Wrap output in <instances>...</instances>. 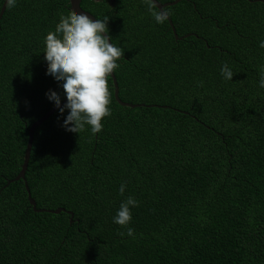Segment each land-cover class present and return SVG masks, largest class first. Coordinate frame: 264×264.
<instances>
[{"label": "trees", "instance_id": "trees-1", "mask_svg": "<svg viewBox=\"0 0 264 264\" xmlns=\"http://www.w3.org/2000/svg\"><path fill=\"white\" fill-rule=\"evenodd\" d=\"M160 3L175 0H157ZM253 1V2H251ZM3 0H0V11ZM122 49L100 133L65 131L44 37L69 0H16L0 20V264H264V0H83ZM158 10V9H156ZM186 35H188L186 37ZM222 64L233 72L225 81ZM150 106V107H147ZM125 184L123 195L118 193ZM37 209L57 210L35 212ZM132 196L129 227L112 222ZM70 211L73 213L71 218ZM72 219V223H71Z\"/></svg>", "mask_w": 264, "mask_h": 264}, {"label": "clouds", "instance_id": "clouds-1", "mask_svg": "<svg viewBox=\"0 0 264 264\" xmlns=\"http://www.w3.org/2000/svg\"><path fill=\"white\" fill-rule=\"evenodd\" d=\"M15 4L16 0H3L2 7L11 9ZM142 5L156 24L167 20L169 13L165 8L156 10L157 0H142ZM107 21V16L92 19L83 13L60 15L54 31L44 37L42 53L47 65L46 75L61 87L65 102L61 106V97L56 92L46 95L60 115L67 110L62 122L67 132L79 134L87 128L91 134H98L102 119L111 114L106 78L119 67L116 61L122 56V49L110 42ZM259 47L264 48V40L259 42ZM220 74L225 81L232 80L233 72L228 65H221ZM258 87L264 88V65L260 69ZM117 191L123 195V182ZM137 205L132 196L119 204L112 222L125 229L120 236L134 238V230L128 225L132 219L130 208Z\"/></svg>", "mask_w": 264, "mask_h": 264}, {"label": "water", "instance_id": "water-1", "mask_svg": "<svg viewBox=\"0 0 264 264\" xmlns=\"http://www.w3.org/2000/svg\"><path fill=\"white\" fill-rule=\"evenodd\" d=\"M70 1V5H71V10L73 13H83V14H86L88 15L89 17H91L92 19H96L92 14H90L89 12L85 11L82 7H81V2L83 0H69ZM92 1H95V2H101V1H104V0H92ZM181 1H184V0H175L173 2H168V3H160L159 1H157V9H161L162 7L163 8H166L168 6H175L176 4H178L179 2ZM253 2V1H251ZM5 10L6 8H1V11H0V20L3 16V14L5 13ZM168 22H169V25L172 29V32L175 36V39L178 40L180 39L179 36L177 35V32L174 28V25H173V22L172 20L170 19V17L168 16L167 18ZM188 35H186L187 37ZM111 42V41H110ZM108 77H111L113 79V82H114V86H115V93H114V97L116 99V101L122 105V106H126V107H130V108H136V107H140V106H146V105H138V104H130V103H126V102H123L120 100L119 98V88H118V84H117V81H116V78H115V75H114V72L111 73ZM107 77V78H108ZM106 78V79H107ZM65 102V100H63L61 102V106L63 105V103ZM147 107H150V106H147ZM57 108L54 106L52 109H50L44 116H42L38 121H36L30 128H29V139H28V142H27V146H26V150H25V156H24V161H23V164L21 166V171L20 173L16 176V178L12 179V180H9V183H12L14 181H19V180H22L24 181L25 183V186H26V189L29 190L28 186H27V182H26V179H25V176H26V171H27V168H28V163H29V160H30V154H31V150H32V145H33V141H34V134H35V131L36 129L42 125L47 119H49L53 114H55L57 112ZM97 135V134H96ZM29 200H30V204L31 206L33 207V210L35 212H50V213H55V214H58L62 211H65L63 208H58L57 210H44V209H37L36 207V202L34 199L31 198V195L29 193ZM68 214H70L71 218L73 217V213L70 212V211H67ZM71 223H72V219H71Z\"/></svg>", "mask_w": 264, "mask_h": 264}]
</instances>
